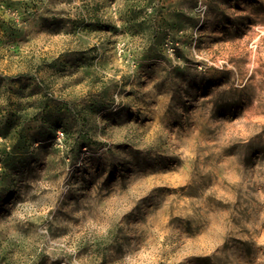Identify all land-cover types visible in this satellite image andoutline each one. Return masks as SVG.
<instances>
[{"label":"rangeland","instance_id":"1","mask_svg":"<svg viewBox=\"0 0 264 264\" xmlns=\"http://www.w3.org/2000/svg\"><path fill=\"white\" fill-rule=\"evenodd\" d=\"M0 264H264V0H0Z\"/></svg>","mask_w":264,"mask_h":264}]
</instances>
